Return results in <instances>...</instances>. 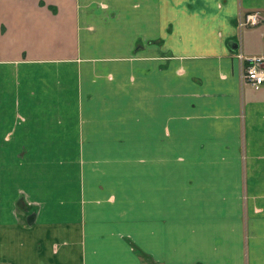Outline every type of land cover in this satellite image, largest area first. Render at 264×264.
Here are the masks:
<instances>
[{
	"label": "crops",
	"instance_id": "0c3cea01",
	"mask_svg": "<svg viewBox=\"0 0 264 264\" xmlns=\"http://www.w3.org/2000/svg\"><path fill=\"white\" fill-rule=\"evenodd\" d=\"M253 10L0 0V264H264Z\"/></svg>",
	"mask_w": 264,
	"mask_h": 264
},
{
	"label": "built area",
	"instance_id": "2783aa9c",
	"mask_svg": "<svg viewBox=\"0 0 264 264\" xmlns=\"http://www.w3.org/2000/svg\"><path fill=\"white\" fill-rule=\"evenodd\" d=\"M262 22H264V15L259 10L240 12L237 17L239 28L255 26ZM238 57L242 62V79L253 88L258 89L264 84V53L246 55L239 52Z\"/></svg>",
	"mask_w": 264,
	"mask_h": 264
},
{
	"label": "rangeland",
	"instance_id": "374dc122",
	"mask_svg": "<svg viewBox=\"0 0 264 264\" xmlns=\"http://www.w3.org/2000/svg\"><path fill=\"white\" fill-rule=\"evenodd\" d=\"M146 261H147V259H146Z\"/></svg>",
	"mask_w": 264,
	"mask_h": 264
}]
</instances>
